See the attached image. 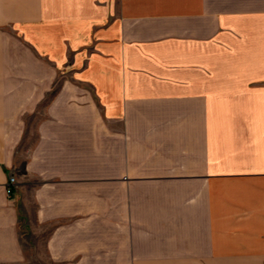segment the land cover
Instances as JSON below:
<instances>
[{"label":"crops","instance_id":"0c3cea01","mask_svg":"<svg viewBox=\"0 0 264 264\" xmlns=\"http://www.w3.org/2000/svg\"><path fill=\"white\" fill-rule=\"evenodd\" d=\"M0 264H264V0H0Z\"/></svg>","mask_w":264,"mask_h":264},{"label":"built area","instance_id":"2783aa9c","mask_svg":"<svg viewBox=\"0 0 264 264\" xmlns=\"http://www.w3.org/2000/svg\"><path fill=\"white\" fill-rule=\"evenodd\" d=\"M16 176L14 174H9L7 181H6V193L7 195H10L12 193L13 186L16 184Z\"/></svg>","mask_w":264,"mask_h":264},{"label":"water","instance_id":"95a60500","mask_svg":"<svg viewBox=\"0 0 264 264\" xmlns=\"http://www.w3.org/2000/svg\"><path fill=\"white\" fill-rule=\"evenodd\" d=\"M19 173H21V172H19Z\"/></svg>","mask_w":264,"mask_h":264}]
</instances>
